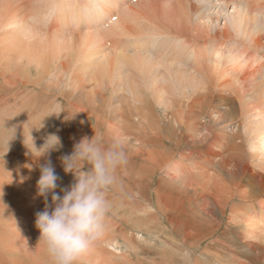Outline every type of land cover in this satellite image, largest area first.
Listing matches in <instances>:
<instances>
[{
  "label": "rangeland",
  "instance_id": "rangeland-1",
  "mask_svg": "<svg viewBox=\"0 0 264 264\" xmlns=\"http://www.w3.org/2000/svg\"><path fill=\"white\" fill-rule=\"evenodd\" d=\"M122 2L111 8L113 18L137 4L151 7L153 15V9L159 11L168 3ZM35 4L36 0H0V264H52L35 226V214L43 211L45 204L37 195L40 165L51 160L61 178L56 192L62 195L60 188L72 184L74 175L64 171L61 157L71 155L82 137L94 135L106 146L121 141L127 162L117 170L118 184L109 192L113 207L105 231L77 264H264V232L259 224V229L253 225L257 219L250 218L254 212H264L260 210L264 202V162L251 157L240 131L246 112L254 108L252 103L261 101L262 94L252 101L243 94L253 89L250 73L258 75V69H264V48L256 52L260 59L249 67L250 71L238 73L242 81L235 80L233 71L218 80L228 81V87L207 90L204 85L201 94L208 91L214 95L218 90L226 97L221 104L209 94L192 99L189 95L164 108L153 93L143 91L137 113L131 103L119 102L124 96L115 98L108 74L96 76L77 68L86 61L77 49L81 50L90 33L105 34L101 27L103 22L106 25L107 16L95 21L82 17L78 22L66 12L48 21L33 22L29 14ZM215 6L219 10L214 5V12L210 11L211 27L220 30L225 13L233 11V5H222L225 12L221 13ZM80 8L74 6L72 10ZM145 16L147 25L155 23L149 14ZM201 19L200 25L189 24L188 33L190 41L195 36L202 49L206 38L201 37ZM28 28L34 33L31 46L24 47L23 38H19ZM141 31L130 29L129 34ZM148 35L136 34L141 38ZM89 39L93 49L103 52H108L113 40L110 36L99 42ZM48 43L54 46L53 54L49 48L42 49ZM221 48L216 58L227 56ZM130 49L131 53L133 47ZM202 58L198 65L210 66L208 57ZM60 63L65 64L70 76L77 75L75 80L71 76L76 84L68 83V78L61 81L63 76L55 67ZM226 68L223 66V71ZM217 72L222 73L220 69ZM255 73L252 77L257 76ZM130 74L128 78L132 79ZM57 77L60 86H56ZM50 134L58 135L63 146L35 157L29 149L36 152L32 137L40 148ZM233 143L240 149L233 147L230 151ZM233 151L237 153L231 155ZM244 191L249 197L244 198Z\"/></svg>",
  "mask_w": 264,
  "mask_h": 264
},
{
  "label": "bare ground",
  "instance_id": "bare-ground-1",
  "mask_svg": "<svg viewBox=\"0 0 264 264\" xmlns=\"http://www.w3.org/2000/svg\"><path fill=\"white\" fill-rule=\"evenodd\" d=\"M122 1L124 0H36V4L33 7V11H31L32 13L29 14V17L34 19L33 22H41L45 20L48 21L49 18H52L56 14L61 16L66 12H70L68 15L71 18L74 17V19L79 22V19L82 17L95 21L100 19L101 15L103 17L107 16L106 25L105 22H103L102 24H104V26L101 27L105 34L98 32L97 35H91L90 33L89 37L94 42H99L98 39L104 38L105 36L112 37L113 40L109 46L108 52H103L100 48L93 49L90 46V39L87 37V41L84 40L85 44H82L81 50L80 48L79 50L77 49L78 54L80 56L84 55L86 61L81 62L80 66L77 68H79L81 73L84 72V70H88L96 76L102 75V73L105 75L108 74L109 77L107 79L111 81L110 83L113 84V91L117 94L115 95V98H118L119 100L120 98L118 95H121V97L124 96V98L122 97V102H119L123 103L124 101L125 103H131L137 113L139 112L137 110L140 106L139 102H141L142 95L144 94L143 91L153 93L154 96L157 97L156 101L158 100V104L164 108L172 106V104L178 99L187 98L189 95V98L192 99L194 95L196 97L203 96L204 98H207V95L209 94L211 95L210 99L212 98L213 100H216L217 103L221 104L222 101H226L227 99L224 95L219 93L218 90L226 86L228 87L229 84L227 83L228 81L218 82V80L224 75L234 71V78L239 81L241 78L238 76V73L241 72L245 74L246 70H249V67L252 66V64L257 63L260 59L256 52L262 51L264 48V0H164L168 2L165 4L166 7H162L159 11L155 10L156 8L153 9V15L149 12L151 7H148V5L144 6V4H137L133 6V8H130L129 11L125 12V14H122V16L113 18L111 8ZM157 2L158 1H156V3ZM227 3L233 5V11L225 13L223 27L220 28V30L216 27H211L212 20H210V11H212L213 6L217 5L219 10L216 6L215 8L219 11L218 13H221L220 11L224 10L222 5ZM74 6H81L82 9L80 8L73 11L72 8ZM160 6L157 5V7ZM146 14H149L155 23L152 22L147 25L148 20L145 16ZM217 14L216 18H218ZM161 17L164 19H160ZM219 17H221V14ZM201 18H204V24L202 23L203 27L201 28L204 34L201 37L206 38V40L202 42L204 44L202 49L198 46L199 44L196 41L198 39L195 36H191L193 42L190 41L188 33V31L191 30L189 24H191V22H195V24L198 22L199 24V21H202ZM142 21L145 22V25L141 24ZM136 28H141L142 31L129 34L130 29ZM97 29L98 28H96V30ZM33 33V31L31 32V28L22 30L21 36L18 38L20 40L23 38L24 47L31 46ZM141 33H148L149 35L142 38L136 36V34ZM131 35H133V37ZM69 42H71V40H69ZM48 45L53 44H45L42 46V49L49 48L53 54L54 46L51 48ZM221 46L227 51V56L225 57V55L221 54L222 56L216 58V56L221 53ZM83 47L85 48L82 49ZM130 47H133L131 53ZM98 53L102 54L101 58L98 57ZM205 55L208 57L210 66L205 67L200 64L199 66L198 62L203 59L202 57ZM223 58L224 62L221 63V59ZM52 61L55 63L56 60ZM225 65L227 68L223 71V66L225 68ZM55 67L57 69L56 72H60L63 76L61 81L65 82L68 78V83L74 85L73 83H75L74 80L77 75H71L74 77L73 80L69 75L70 71L66 68L64 63L57 64ZM219 69L222 73L217 72ZM128 72L133 74L132 79L130 78L131 80L128 78ZM254 73L255 72H251L250 75L254 76ZM258 73V75L255 73V75H257L256 77L250 76L253 80L248 77L253 83L250 85L253 89L249 90L250 94H248V92L247 94H243V96L248 99L250 98L252 101L254 100L252 97L257 94H262L261 101H258L257 103L254 101L255 103H252L254 104V108L252 111L250 110L251 112L249 114L246 112L247 116L240 125V131L245 137L244 140L247 144V151L251 157L256 156L260 161L264 162V106L262 107V104L264 103V69L263 71H259L258 69ZM54 76L56 77V74H54ZM57 80L58 83H56V86H60L59 78ZM204 85L207 90L212 87L219 88L214 95L210 94L208 91L206 92L207 95H204L205 93H200L205 89H203ZM242 85L243 84H241V86ZM48 86L52 87L49 84ZM257 86L258 88L256 89ZM226 94H228V92ZM119 118H121V116ZM238 137L241 139L240 135H238ZM231 147L230 151L234 150L233 147L236 148L235 150L240 149V146L237 145V143H233ZM234 152L237 153V151H233L231 152V155L234 154ZM233 174L235 173L233 172ZM256 185H258V183H256ZM253 188L255 189L256 187L254 186ZM244 193V198L249 197V195L246 194L248 192L244 191ZM219 203L221 204V202ZM261 209H264V202H262L260 210ZM250 218H252L253 221L257 219V221L253 222V225L257 227V224H259L260 230L264 232V212L260 215H257V213L254 212V215ZM258 227L257 229H259ZM247 234H250V232Z\"/></svg>",
  "mask_w": 264,
  "mask_h": 264
},
{
  "label": "clouds",
  "instance_id": "clouds-1",
  "mask_svg": "<svg viewBox=\"0 0 264 264\" xmlns=\"http://www.w3.org/2000/svg\"><path fill=\"white\" fill-rule=\"evenodd\" d=\"M62 146L60 137L50 134L40 148L32 137L35 153L27 147L40 157ZM61 160L64 171L73 173L74 182L60 188L61 195L56 192L61 178L51 160L40 165L37 195L44 198L45 204L43 211L35 214V226L52 264H77L105 231L106 218L113 207L109 192L118 184L117 170L126 164L127 155L121 141L106 146L94 135L82 137L74 144L71 155Z\"/></svg>",
  "mask_w": 264,
  "mask_h": 264
}]
</instances>
